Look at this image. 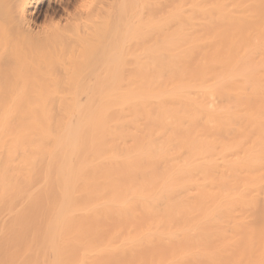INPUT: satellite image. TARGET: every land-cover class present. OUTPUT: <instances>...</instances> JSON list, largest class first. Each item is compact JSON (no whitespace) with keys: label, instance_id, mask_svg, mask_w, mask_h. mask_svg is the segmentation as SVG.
I'll list each match as a JSON object with an SVG mask.
<instances>
[{"label":"bare ground","instance_id":"obj_1","mask_svg":"<svg viewBox=\"0 0 264 264\" xmlns=\"http://www.w3.org/2000/svg\"><path fill=\"white\" fill-rule=\"evenodd\" d=\"M111 1V88L0 3V264H264V0Z\"/></svg>","mask_w":264,"mask_h":264},{"label":"rangeland","instance_id":"obj_2","mask_svg":"<svg viewBox=\"0 0 264 264\" xmlns=\"http://www.w3.org/2000/svg\"><path fill=\"white\" fill-rule=\"evenodd\" d=\"M1 1L2 0H0V3H1ZM104 1V2H103ZM110 1L111 0H35V9L33 10V13H32V15H31V17H30V22H29V28H28V30L31 32L30 33V35L29 36H31L30 38H29V36L27 37V38H29L32 42H33V40H35L34 41V44L36 45V47H40L39 49H43V47H44V45H43V43H46L47 44V46L46 47H48V46H52L53 47V45H56V41L57 42H59L60 43V40L62 41V39L63 40H65L66 42H69V40H68V36L71 38V39H74V38H76V35H80L81 34V36H80V38L83 36V35H86V33H88L89 34V36L88 35H86L87 37H90V35L91 36H94L95 37V39H96V45L94 44V43H92L93 41H94V37H93V39L91 38L90 40H88L89 38H82V39H85L87 42H85L87 45H89L90 46V48H91V51H90V48H88L81 56L82 57H84L85 59L83 60V61H89V63H88V65L87 66H85V63L83 64V63H81L80 61L82 60H80V58H79V60L76 58V59H74V60H76V61H78V62H80L81 64H83V66H85L86 67V69H88V71H91V73H92V75H90L86 70H84V68H82V66H81V64H79L80 66H81V70L80 69H76V67H75V64H77V63H74V60L71 62V63H68L67 64V66H66V64H63L64 62H61L63 65L61 66V67H64V66H66L67 68V70H68V73L69 72H71V73H67L68 75H69V78H71V80H73V81H75V83H76V85H78V84H80L79 85V87H81L83 84L85 85L86 83H87V81L88 82H95V85H97V84H102L101 85V88H103L104 86H106V84H108V85H110L111 84V82H110V80L112 79V78H115L114 76L113 77H111L112 75H115V68H116V70H117V67H114V68H112V67H107V66H105L106 67V71H104V72H107L106 74V77L105 76H103V75H105V74H103L104 72H100V71H103V69H100L101 68V66H102V64L104 63V62H106V61H104V60H102L106 55H110L112 52L110 51V47H111V45H113L112 44V42L115 40H117V38H118V21L116 20L117 19V15H112V16H108V14L105 12V10L108 8V5L109 4H111L112 3V1H111V3H110ZM102 2L103 3H105V6L106 7H102L101 5H104V4H102ZM101 4V5H100ZM107 4V5H106ZM100 5V6H99ZM99 7L101 8L100 9V11L101 12H99V11H97V13H98V16H96L97 14H94L95 13V11H91L93 14H94V16H92L93 14L92 13H90L89 11L91 10V9H93V8H97V9H99ZM103 9V10H102ZM107 11V10H106ZM105 13V14H104ZM89 14V15H88ZM90 14H92L91 16H90ZM104 14V15H103ZM100 16V17H99ZM104 16H105V19L107 18V17H109L107 20H105L104 19ZM96 17V18H95ZM98 17H99V19H100V21H99V19H98ZM101 17H103L102 19H101ZM92 18V19H91ZM94 20V21H93ZM96 20H98L97 22H96ZM109 20H111V21H109ZM105 21H106V23H105ZM108 21V22H107ZM97 23V25L96 24H93V23ZM101 22H102V24H104V25H102L101 24ZM104 22V23H103ZM111 22V23H110ZM110 24H112V25H110ZM93 25H95V26H93ZM102 25V26H101ZM101 26V27H100ZM105 26V27H104ZM110 26H112V27H110L111 29H109V27ZM97 27V28H96ZM105 28H107V29H105ZM115 28H116V30H115ZM98 29L100 30V31H103L102 33H100V32H98ZM108 29H109V31H108ZM76 31V32H75ZM81 32L80 34H78L79 32ZM111 31V32H110ZM107 32V33H106ZM117 32V33H116ZM55 33H59L58 35V37H59V40H57V35H55ZM74 33V34H73ZM75 33H77V34H75ZM100 33V34H99ZM114 33V34H113ZM107 34V35H106ZM97 35H98V37H97ZM102 35V36H101ZM111 37H110V36ZM100 36V37H99ZM105 36V37H104ZM106 36H107V38H106ZM115 36V37H114ZM26 37V36H25ZM56 38L55 40H54V38ZM61 37V38H60ZM113 37V38H112ZM117 37V38H116ZM35 38V39H34ZM69 38V39H70ZM81 39V40H82ZM99 39H101V40H99ZM104 39V40H103ZM29 40V41H30ZM48 40V41H47ZM111 40H113V41H111ZM43 41H45V42H43ZM50 41H52V45H50V44H48V43H50ZM103 41H105V42H103ZM32 42H30V43H32ZM35 42H38V44L37 43H35ZM48 42V43H47ZM54 42V43H53ZM63 42V41H62ZM70 42H71V40H70ZM69 42V43H70ZM73 42V41H72ZM109 42V43H108ZM58 43V44H59ZM103 43V44H102ZM114 43V42H113ZM34 44H31L32 46L34 45ZM57 44V45H58ZM56 45V46H57ZM31 46V47H32ZM99 46V47H98ZM94 47H95V49H94ZM34 48V47H33ZM93 48V49H92ZM99 48V49H98ZM101 48V49H100ZM107 50H106V49ZM37 49V48H36ZM104 49H105V51H104ZM43 50H45V49H43ZM112 50V49H111ZM101 51H103V52H101ZM43 52V51H42ZM105 53V54H104ZM28 54V53H27ZM96 54V55H95ZM97 56V57H96ZM11 57H13V56H11ZM10 58V57H9ZM48 58V57H47ZM102 58V59H101ZM49 59V58H48ZM87 59V60H86ZM101 59V60H100ZM15 60V59H14ZM13 60V58L12 59H10L9 60V62L13 65H18V63H16V61L15 62H13L14 61ZM45 60H47V59H45ZM96 60V61H95ZM47 61H49V60H47ZM52 61H54V59L52 60ZM102 61V62H101ZM18 62V61H17ZM31 62H33V61H31ZM35 62V61H34ZM36 62H38V61H36ZM42 62H44V61H42V60H40V63H42ZM46 62V61H45ZM44 62V63H45ZM60 62V61H59ZM101 62V63H100ZM1 63H4L3 61L1 62ZM16 63V64H15ZM19 63H20V61H19ZM55 65H53L52 67L53 68H55V70L54 69H52V67H51V69L49 68V70H50V73L51 74H54L53 72H55L56 74V76H54V75H52V77L54 76L55 78L56 77H58V78H56V79H60L61 78V80L62 81H65V80H67V79H64V77L65 76H63V72H61V73H59L60 75H58V67H60V65L59 64H61V63H56V60H55V62H53ZM101 65H100V64ZM49 64H52V63H49ZM58 65V67H56ZM50 67V66H49ZM92 67V68H91ZM100 67V68H99ZM58 68V69H57ZM70 68H72V69H70ZM78 68H80V67H78ZM102 68H104V67H102ZM61 69V68H60ZM73 69H75V70H73ZM91 69H93V70H91ZM100 69V70H99ZM54 70V71H53ZM70 70V71H69ZM72 70V71H71ZM83 70V71H82ZM57 71V72H56ZM62 71H64V70H62ZM75 71V72H74ZM60 72V71H59ZM74 72V73H73ZM94 72V73H93ZM99 72V73H98ZM86 73H88V74H86ZM117 73V72H116ZM62 74V75H61ZM66 74V75H67ZM102 74V75H101ZM118 74H119V72H118ZM39 77V75L37 76V78ZM67 77V76H66ZM87 77V78H86ZM118 77V76H117ZM68 78V77H67ZM86 78V79H85ZM104 78L106 79V81H104ZM118 78H120V76L118 77ZM117 78V80H119ZM64 79V80H63ZM116 79V78H115ZM60 80V81H61ZM81 80H87V81H85V83L82 81V82H80ZM96 81H97V83H96ZM83 83V84H82ZM119 81L117 82V81H115V84H114V88H117V86H119ZM82 84V85H81ZM88 84V83H87ZM92 84V83H91ZM94 84V83H93ZM92 84V85H93ZM105 84V85H104ZM90 85V84H89ZM115 85H116V87H115ZM86 86H88V85H86ZM91 86V85H90ZM103 86V87H102ZM110 88H111V85L109 86ZM89 88V87H88ZM83 89V88H82ZM90 90V89H89ZM88 89L87 90H84L83 92L85 93V92H91V91H89ZM78 91H80V90H78ZM93 91V90H92Z\"/></svg>","mask_w":264,"mask_h":264}]
</instances>
